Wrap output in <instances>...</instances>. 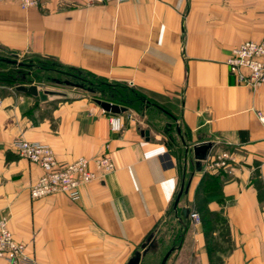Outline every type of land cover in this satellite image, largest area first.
I'll return each mask as SVG.
<instances>
[{
    "label": "crops",
    "instance_id": "1",
    "mask_svg": "<svg viewBox=\"0 0 264 264\" xmlns=\"http://www.w3.org/2000/svg\"><path fill=\"white\" fill-rule=\"evenodd\" d=\"M247 40L264 41V0H41L27 10L0 0V46L33 65L26 84L45 91L41 74L64 71L92 82L95 98L127 96L114 133L112 114L86 90H46L59 94L42 101L0 80V218L37 264H126L145 243L153 247L140 264H160L170 249L165 264H264V84L238 86L224 64ZM7 67L0 75L28 73ZM17 137L48 145L59 162L86 159L91 170L108 155L115 171L81 186L76 202L31 200L41 169L16 153ZM199 142L213 146L196 172L190 151ZM222 153L231 159L215 170ZM205 172L224 176V202L208 209L226 226L211 248L201 225L183 217Z\"/></svg>",
    "mask_w": 264,
    "mask_h": 264
},
{
    "label": "built area",
    "instance_id": "2",
    "mask_svg": "<svg viewBox=\"0 0 264 264\" xmlns=\"http://www.w3.org/2000/svg\"><path fill=\"white\" fill-rule=\"evenodd\" d=\"M21 9L27 10L39 5L41 0H16ZM99 3L123 4L131 0H90ZM229 74L238 86L256 89L264 84V41L247 40L233 48L224 61ZM257 116L264 125V118L260 112ZM110 130L114 133L122 129V118L112 115L109 118ZM16 153L29 163L41 169V175L28 189L31 200H39L55 194L65 195L71 202L80 198V187L115 171V166L108 155L93 161L94 170L89 168V161L79 159L74 162H59L52 149L39 142L28 141L17 137L12 141ZM231 158L222 153L212 168L226 167ZM260 169L264 176V154L260 158ZM189 219L194 225L200 224L198 213L191 211ZM26 246L14 239L6 218H0V261L8 264H37L28 255Z\"/></svg>",
    "mask_w": 264,
    "mask_h": 264
},
{
    "label": "water",
    "instance_id": "3",
    "mask_svg": "<svg viewBox=\"0 0 264 264\" xmlns=\"http://www.w3.org/2000/svg\"><path fill=\"white\" fill-rule=\"evenodd\" d=\"M0 61L6 65L11 66L13 69H26L28 73H22L20 72V78L19 80L17 79H11L15 81L17 84L14 88V90L18 93L30 95L32 97H38L40 100L44 101L47 99L48 95H54V94H59L55 91H44V90H39L36 85L34 84H26V77L31 74V71L33 69V65L28 64L24 61L19 60V55L15 51H11L8 49H5L4 47L0 46ZM61 74L65 76H69V74L61 72ZM53 82L57 85H66L71 88L75 89H82L86 90L87 92L91 94H95V90L91 87V84H89L90 87H86L84 84V81L82 79H76L79 82L74 83L70 80L64 79V80H58V79H52ZM104 92H101V95L103 96ZM113 98L109 99H102V98H94V101L99 107L107 113H110L112 115H120L122 113H125L127 111V107L122 104H118L113 102ZM176 133L180 135V129L178 126H176ZM148 131L147 130H142L141 131V136H143L145 139L148 138ZM181 136V135H180ZM212 143L210 142H199L196 145H193L191 148V153L193 155L194 159V168L196 172H200L202 170V164L205 162L208 158L209 152L212 149ZM186 154L188 153V149H186ZM191 179H188L186 183L182 181L180 185V189L178 193L176 194V197L174 199L173 203V208L175 209L183 195H186L189 190ZM191 210L189 207L184 208L183 210V217L187 218L189 217ZM153 247L151 244L145 243L141 246V251H136L133 256L128 260L126 264H140V261L143 257L147 255L149 252L150 248ZM173 250L170 249L165 256L163 257L162 261L160 264H165L170 253Z\"/></svg>",
    "mask_w": 264,
    "mask_h": 264
},
{
    "label": "trees",
    "instance_id": "4",
    "mask_svg": "<svg viewBox=\"0 0 264 264\" xmlns=\"http://www.w3.org/2000/svg\"><path fill=\"white\" fill-rule=\"evenodd\" d=\"M1 63L2 62L0 61V64ZM58 72L61 73L64 71H58ZM22 73H25V72H22ZM64 73L69 74L71 78L81 79L79 75H75V74L68 73V72H64ZM66 77H69V76H66ZM12 78L19 80L20 76L17 77L14 74L0 75V80L6 82L10 86L16 83L15 81L11 80ZM82 80L84 81V83L91 84V87L93 88L92 82H90L87 78L85 79L83 78ZM111 91H114V90L112 89ZM114 92L115 93L113 94V96H111V98H113L112 99L113 102L122 104V105L126 104V100H127L126 99L127 96L125 93L126 90H122L121 92H116V91ZM222 174H223L222 172H218L216 174H211L208 172L203 173L195 189V194H194L195 201L199 200V202L200 201L202 202V203H199L198 205V211H199V214L201 215L200 224H201V229H202L205 241L207 243V246H209L210 248L213 245L212 241L214 240V233L217 232L218 230L223 231L226 226V221L220 215V213L215 214V213L210 212L208 209V205L211 202H217L219 204H223L224 202V196L222 193V185L224 182V178H223L224 176ZM210 253H212V251Z\"/></svg>",
    "mask_w": 264,
    "mask_h": 264
},
{
    "label": "rangeland",
    "instance_id": "5",
    "mask_svg": "<svg viewBox=\"0 0 264 264\" xmlns=\"http://www.w3.org/2000/svg\"><path fill=\"white\" fill-rule=\"evenodd\" d=\"M46 63V62H45ZM46 64H48V63H46ZM51 64V63H50ZM0 65H5V64H0ZM41 65V64H40ZM8 67H7V69H13L11 66H9V65H7ZM4 68H5V66H3ZM2 67V68H3ZM14 70H18V69H14ZM13 70V71H14ZM26 70V69H25ZM27 71V70H26ZM14 72H16V71H14ZM13 73V72H12ZM9 74V73H8ZM10 74H11V72H10ZM52 79H58V80H64V79H67V80H69V78H67L66 76H64V75H62V74H60V76L59 75H55V74H53V73H43V74H41V76L38 78V82L39 83H41L42 84V88H44V89H46V90H53V89H55V90H70V87H68V86H66V85H57V84H55L54 82H53V80ZM71 81V80H70ZM13 86V85H12ZM15 86V85H14ZM12 88H14V87H12ZM77 93H79V92H77ZM88 95H92L93 97H94V95L93 94H91V93H89V92H86ZM86 93H84L85 95H87ZM111 96H113V94H108V93H104L103 94V96L101 95H99V96H97L96 98H102V99H109V98H111ZM95 98V97H94ZM139 108H141V109H139L140 110V112L143 110V108H144V105H140L139 104ZM124 118H125V116H124ZM217 161V160H216ZM215 170L216 169H218V168H214ZM213 171V170H212ZM216 174V173H215ZM199 203H202L201 201L199 202V200H197V201H195V199L193 198V200H192V203H191V211H194V212H196V213H198V215L200 216V223H201V215L199 214V211H198V205H199ZM199 225H201V224H199ZM154 259V258H153ZM152 258H151V262H152V260H153ZM150 262V263H151ZM148 264H149V262H148Z\"/></svg>",
    "mask_w": 264,
    "mask_h": 264
}]
</instances>
